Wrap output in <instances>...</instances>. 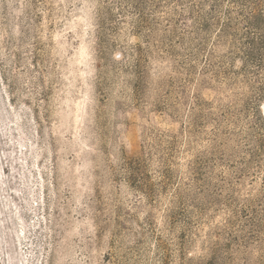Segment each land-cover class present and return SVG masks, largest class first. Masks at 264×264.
I'll return each instance as SVG.
<instances>
[{"label": "rangeland", "instance_id": "374dc122", "mask_svg": "<svg viewBox=\"0 0 264 264\" xmlns=\"http://www.w3.org/2000/svg\"><path fill=\"white\" fill-rule=\"evenodd\" d=\"M0 264H264V0H0Z\"/></svg>", "mask_w": 264, "mask_h": 264}]
</instances>
